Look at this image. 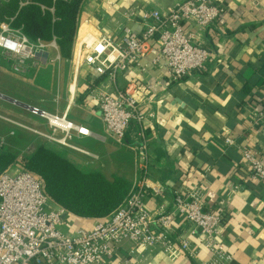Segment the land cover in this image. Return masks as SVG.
<instances>
[{
    "label": "crops",
    "instance_id": "obj_1",
    "mask_svg": "<svg viewBox=\"0 0 264 264\" xmlns=\"http://www.w3.org/2000/svg\"><path fill=\"white\" fill-rule=\"evenodd\" d=\"M183 1L85 0L71 59L63 58L60 51H47L38 58L41 66L17 74L0 56V77L5 83L0 85V91L5 92L0 93V114H9L12 121L24 125H9L10 135L6 136L18 140L26 131H50L48 122L32 113V106L66 115L90 133L75 135V143L99 153L101 160L85 163V157L61 147L55 152L84 173L99 172L108 179L118 176L133 184L138 177L134 148L138 127L127 132L128 145H121L107 132L92 91L108 85L111 91L124 90L132 82H149L156 100L155 116L146 127L151 175L167 193L149 196L148 207L153 211L161 205L171 207L175 192L204 186L205 210L214 209L221 215V233L233 258L231 264H264V186L243 184L239 150L253 147L264 162V133L253 125L262 111L264 94V0H216L224 9L216 24L206 30L189 27L192 42L211 49V57L203 70L193 72L180 84L170 83L164 62L155 63L156 51L142 60L140 67L132 66L114 85L82 62L76 69L79 43L87 34L119 39L124 27L140 32L137 17L143 12L165 14ZM130 10L137 13L131 20L126 16ZM58 54L60 59L55 61ZM227 138L236 144L226 145ZM69 220L75 228L85 229L95 222L75 216ZM173 222V240H188L200 259L208 260L210 253L200 231L182 215ZM129 247L126 244L120 249L116 258L127 256ZM147 264L199 263L186 255L168 257L157 252Z\"/></svg>",
    "mask_w": 264,
    "mask_h": 264
},
{
    "label": "built area",
    "instance_id": "obj_2",
    "mask_svg": "<svg viewBox=\"0 0 264 264\" xmlns=\"http://www.w3.org/2000/svg\"><path fill=\"white\" fill-rule=\"evenodd\" d=\"M32 3L33 0H20L19 6ZM41 9L54 13V7L41 6ZM223 13L224 9L216 0H185L165 14L153 10L137 17V13L130 10L126 16L129 20L139 18L140 32L124 27L119 39L87 34L79 43L76 62L79 66L81 62L90 66L114 85L132 66L140 67L141 61L156 51L155 63L164 62L170 83L180 84L193 72L203 70L212 54L208 47L192 42L189 27L209 29ZM50 48L59 53L56 37L49 42L33 40L10 22L0 24V56L10 63L14 73L27 74L37 68L38 58ZM57 59H60L59 54ZM154 94L149 82H132L124 90L111 91L108 85L92 91L107 132L121 145H128L127 132L138 127L134 145L138 177L123 204L109 217L95 219L90 229L73 226L71 233L59 229L74 215L50 199L37 174L26 168L10 173L7 170L14 163L0 173V264H147L157 252L168 257L186 255L199 264H231L233 258L221 233V215L214 209L205 210L204 186L184 187L175 192L171 207L161 205L156 211L148 207L149 196L162 197L167 193L165 186L151 175L146 127L155 116ZM30 110L48 120L50 126L66 138L71 130L78 135H90L88 130L70 122L66 115L54 116L35 107ZM7 121L21 126L11 119ZM253 122L264 133V94L262 111ZM3 142L0 137V143ZM225 144L233 146L236 142L227 138ZM239 150L243 184L264 186V162L259 152L248 146ZM178 215L200 231L202 243L210 253L208 260L200 259L188 240H173V219ZM126 244H130L127 256L116 258V253Z\"/></svg>",
    "mask_w": 264,
    "mask_h": 264
},
{
    "label": "trees",
    "instance_id": "obj_3",
    "mask_svg": "<svg viewBox=\"0 0 264 264\" xmlns=\"http://www.w3.org/2000/svg\"><path fill=\"white\" fill-rule=\"evenodd\" d=\"M85 0H33L20 7V0L0 1V24L10 22L33 40L49 42L56 37L60 55L71 59L78 29V18ZM41 6L54 7V13ZM18 157L11 152L0 153V173ZM24 167L37 174L50 199L79 218L105 219L128 197L132 184L124 178H106L99 172L84 173L55 151L38 147L24 159Z\"/></svg>",
    "mask_w": 264,
    "mask_h": 264
},
{
    "label": "rangeland",
    "instance_id": "obj_4",
    "mask_svg": "<svg viewBox=\"0 0 264 264\" xmlns=\"http://www.w3.org/2000/svg\"><path fill=\"white\" fill-rule=\"evenodd\" d=\"M52 51L56 52L55 49H52V48L48 49V52L51 53ZM52 54H54V52H52ZM57 60L59 59H57L56 57L55 61ZM4 62L8 63L9 66H11L7 60H4ZM40 64L41 63H39L37 67L41 66ZM1 80L2 79L0 77V85L5 86V83H3V80L2 81ZM0 93L5 95L4 90L3 91L1 90ZM34 107L39 108L43 111L45 110L46 113L52 114L54 116H63L57 113L55 114L50 113L49 111L50 109L48 110L42 106L40 107L32 106V108ZM9 116H10L9 114L8 115L0 114V133L2 134V136L0 137L3 138L4 140L3 143H0V153L8 151L18 157V159L9 168V170H7L10 173H17L18 171L25 169L24 164H23L24 159L30 157L31 154L34 153L38 147L40 146L45 147L46 144L48 145V147H51L48 149L50 150L54 149L53 151H57L58 150L57 147L69 149V151H71L73 155L77 154V155L85 157L83 158L85 160L84 161L85 163L89 162V160H92L93 162H99L101 160V156L99 155V153L92 151L88 147H82L75 143V135H78L76 131L71 130V135L69 136V138L68 137L66 138L65 134H62L60 131H55L54 128L50 126V122L46 119L45 120L48 122V125L50 126V131L49 132L47 131L48 133L44 131L27 132L26 130H24L26 132H23V135H21L18 138V140H9L8 136H6V135H10L8 126L11 124H9L7 121V120H10ZM11 126L14 127L13 125ZM21 126L24 127V125H21ZM21 126L15 125V127H21ZM11 135H13V133H11ZM65 138L67 139L66 143L63 142V139ZM72 228L73 226L70 220L68 224L63 225L62 227H59V229H62L67 233H71L73 230Z\"/></svg>",
    "mask_w": 264,
    "mask_h": 264
},
{
    "label": "bare ground",
    "instance_id": "obj_5",
    "mask_svg": "<svg viewBox=\"0 0 264 264\" xmlns=\"http://www.w3.org/2000/svg\"><path fill=\"white\" fill-rule=\"evenodd\" d=\"M78 66H79V63L76 62V69L78 68ZM74 85H75V82H74ZM75 87H76V86H75ZM52 121H53V120H52ZM53 122H55V120H54Z\"/></svg>",
    "mask_w": 264,
    "mask_h": 264
}]
</instances>
